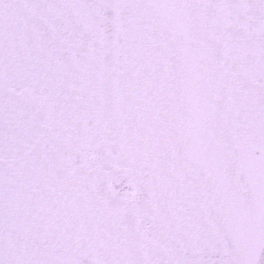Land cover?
<instances>
[{
    "label": "snow or ice",
    "instance_id": "obj_1",
    "mask_svg": "<svg viewBox=\"0 0 264 264\" xmlns=\"http://www.w3.org/2000/svg\"><path fill=\"white\" fill-rule=\"evenodd\" d=\"M0 264H264V0H0Z\"/></svg>",
    "mask_w": 264,
    "mask_h": 264
}]
</instances>
